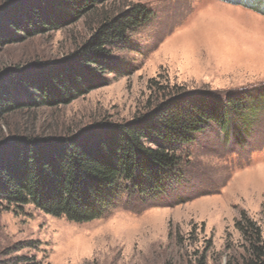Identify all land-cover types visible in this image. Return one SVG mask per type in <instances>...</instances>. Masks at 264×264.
<instances>
[{
	"label": "rangeland",
	"instance_id": "1",
	"mask_svg": "<svg viewBox=\"0 0 264 264\" xmlns=\"http://www.w3.org/2000/svg\"><path fill=\"white\" fill-rule=\"evenodd\" d=\"M14 1L0 0V9ZM244 1L113 0L60 30L0 47V77L19 70L41 79L82 51L102 14L136 6L153 13L132 32L131 49L113 50L121 73L101 75L100 86L69 105L9 114L0 123V143L127 125L173 88L225 97L264 87V0ZM248 140L228 142L210 127L180 152L182 182L168 195L141 197L127 189L89 223L0 203V264H244L236 222L246 214L264 232V116Z\"/></svg>",
	"mask_w": 264,
	"mask_h": 264
},
{
	"label": "trees",
	"instance_id": "2",
	"mask_svg": "<svg viewBox=\"0 0 264 264\" xmlns=\"http://www.w3.org/2000/svg\"><path fill=\"white\" fill-rule=\"evenodd\" d=\"M111 1L15 0L11 9H0V47L60 30ZM225 1L246 6L244 0ZM152 18L142 6L116 16L102 14L82 51L41 79L19 70L6 72L0 77V123L23 109L69 105L100 86L101 75L121 73L123 68L111 58L113 50L131 49L132 32ZM262 116L263 86L225 97L173 88L127 125H100L69 137L25 136L1 142L0 203L32 205L52 217L89 223L113 209L127 189L141 197L168 195L182 182L180 152L210 127L228 142L253 140ZM235 228L246 244L244 264H264L262 228L246 214ZM27 263L29 259L11 264Z\"/></svg>",
	"mask_w": 264,
	"mask_h": 264
}]
</instances>
